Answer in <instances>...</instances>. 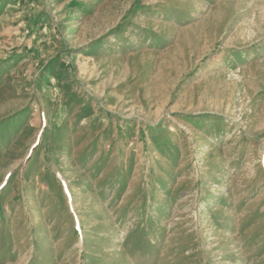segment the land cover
<instances>
[{"label": "rangeland", "instance_id": "1", "mask_svg": "<svg viewBox=\"0 0 264 264\" xmlns=\"http://www.w3.org/2000/svg\"><path fill=\"white\" fill-rule=\"evenodd\" d=\"M0 264H264V0H0Z\"/></svg>", "mask_w": 264, "mask_h": 264}]
</instances>
